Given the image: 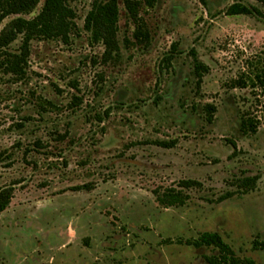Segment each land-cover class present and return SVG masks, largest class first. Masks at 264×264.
Listing matches in <instances>:
<instances>
[{"label":"rangeland","instance_id":"obj_1","mask_svg":"<svg viewBox=\"0 0 264 264\" xmlns=\"http://www.w3.org/2000/svg\"><path fill=\"white\" fill-rule=\"evenodd\" d=\"M233 3L259 12L229 14ZM120 5L118 62L102 61L84 27L91 0H77L68 43L32 40L24 75L0 65V189L14 188L0 264H209L217 249L190 243L205 231L264 264L263 0H156L141 11L147 47L125 44ZM184 179L201 182L184 205L157 201Z\"/></svg>","mask_w":264,"mask_h":264},{"label":"trees","instance_id":"obj_2","mask_svg":"<svg viewBox=\"0 0 264 264\" xmlns=\"http://www.w3.org/2000/svg\"><path fill=\"white\" fill-rule=\"evenodd\" d=\"M41 1L0 0V27L6 18L17 15L0 30V59H2L0 65L6 66L9 72L16 75L26 73L32 40L46 38L68 43L76 29L75 19L77 14L73 3L77 0H43L41 9L34 17H25V15L32 13ZM121 2L127 10L130 22L134 25V30L131 33L134 40L125 37V44L133 41L134 44L147 47L151 42V32L145 18L141 15V11L145 7H154L156 0H91V8L85 18L84 27L90 33L92 42L103 45L104 51L101 59L104 63L118 62L121 58L119 37ZM253 11H258V9L241 3H233L227 9V12L232 15L251 14ZM19 37L22 39L19 51L15 53L8 52L6 48ZM195 69L198 80L201 81L205 67L201 62H196ZM255 79H253L255 86L261 84L264 87V77L262 75L255 74ZM238 83L243 86L247 85L245 81ZM207 109L209 112L208 119L210 120L213 117L215 107L208 105ZM240 127L244 133L256 132L257 130V124L251 118H241ZM158 143L167 147L171 146L170 143L165 141ZM245 181L248 185L255 183L256 177L246 178ZM196 185H201V182L194 179L181 180L179 189L169 187L163 191L155 190L156 199L167 207L184 205L189 196L183 189ZM13 195V186H5L0 189V213L9 206ZM190 243L197 247L208 246L217 249L218 254L207 256L209 264H256L253 258L238 257L230 244L218 232H202L197 239L190 241ZM254 247L264 250V241L254 240Z\"/></svg>","mask_w":264,"mask_h":264}]
</instances>
